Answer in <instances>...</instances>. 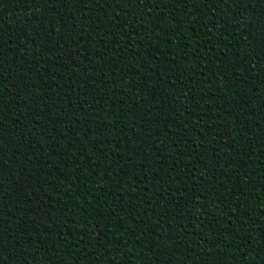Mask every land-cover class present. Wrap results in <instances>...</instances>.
I'll list each match as a JSON object with an SVG mask.
<instances>
[{
	"label": "trees",
	"instance_id": "16d2710c",
	"mask_svg": "<svg viewBox=\"0 0 264 264\" xmlns=\"http://www.w3.org/2000/svg\"><path fill=\"white\" fill-rule=\"evenodd\" d=\"M0 264H264V0H0Z\"/></svg>",
	"mask_w": 264,
	"mask_h": 264
}]
</instances>
